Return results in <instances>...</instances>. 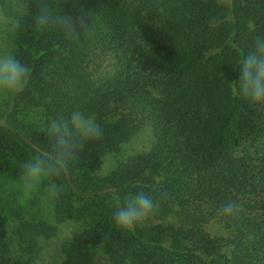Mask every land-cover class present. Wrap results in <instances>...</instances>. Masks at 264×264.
Wrapping results in <instances>:
<instances>
[{
	"label": "trees",
	"instance_id": "1",
	"mask_svg": "<svg viewBox=\"0 0 264 264\" xmlns=\"http://www.w3.org/2000/svg\"><path fill=\"white\" fill-rule=\"evenodd\" d=\"M27 3L20 28L4 31L32 72L0 99V178L19 182L26 159L52 151L53 118L94 114L103 136L55 178V197L0 187V264H37L66 223L53 264H264V109L231 92L264 36V0ZM42 3L71 17L78 38L37 28ZM144 126L149 146L123 153ZM139 191L159 211L128 234L114 214Z\"/></svg>",
	"mask_w": 264,
	"mask_h": 264
},
{
	"label": "clouds",
	"instance_id": "2",
	"mask_svg": "<svg viewBox=\"0 0 264 264\" xmlns=\"http://www.w3.org/2000/svg\"><path fill=\"white\" fill-rule=\"evenodd\" d=\"M29 14L27 0H0V31L18 30ZM37 28L51 24L63 28L73 37L79 36L75 21L42 3L34 17ZM239 79L231 88L233 97H242L264 109V36H256L252 48L239 62ZM32 69L18 59L7 44L0 45V99H8L27 86ZM45 132L52 141L50 153L35 154L21 165V184L25 194L43 191L49 197L57 196L61 186L55 178L61 177L78 158L84 147L103 136V127L94 114L72 111L49 121ZM159 211V202L143 191L129 194L114 214L117 229L134 234L136 228ZM130 264V262H129Z\"/></svg>",
	"mask_w": 264,
	"mask_h": 264
},
{
	"label": "rangeland",
	"instance_id": "3",
	"mask_svg": "<svg viewBox=\"0 0 264 264\" xmlns=\"http://www.w3.org/2000/svg\"><path fill=\"white\" fill-rule=\"evenodd\" d=\"M4 31H0V45L7 44L5 39ZM151 141V131L149 126H144L133 138H131L127 143L122 147L123 153H135L140 150L146 149ZM111 156L104 157V163L102 165V170L105 171L110 168ZM0 187H4V192L8 190V187H22L21 180L19 182L10 181L4 177L0 178ZM36 198L42 203L43 206H46L44 198L37 196ZM72 226L68 223L62 224L59 226L57 233L48 238L45 242V247L41 251L39 260L37 264H53L56 260L59 259V250L58 246L67 236L70 235ZM217 233H221L218 228L215 227Z\"/></svg>",
	"mask_w": 264,
	"mask_h": 264
}]
</instances>
